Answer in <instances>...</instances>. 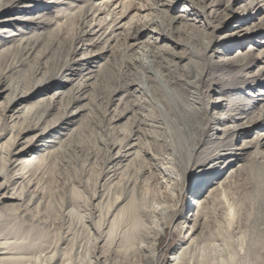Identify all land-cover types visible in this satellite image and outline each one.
Wrapping results in <instances>:
<instances>
[{
  "label": "rangeland",
  "instance_id": "374dc122",
  "mask_svg": "<svg viewBox=\"0 0 264 264\" xmlns=\"http://www.w3.org/2000/svg\"><path fill=\"white\" fill-rule=\"evenodd\" d=\"M263 4L264 0H0V194L8 190L19 195L4 201L19 204L15 208L0 204V264H148L147 250L153 243V264H170L189 233L186 228L173 230L170 215L159 208L172 210L188 203L190 216L196 210L189 203L210 183L196 192L188 191V180L178 184L175 137L166 125L145 120L154 106H164L149 102L141 92L155 83L148 77L155 73L159 86L166 84L162 90H169L172 85L164 80L201 72L204 106L225 92L231 98L222 111L237 112L242 106L240 118L257 114L264 105V58L257 59L264 52V11L254 20L244 11L254 12ZM245 26L262 28L244 37ZM150 31L167 37L152 41ZM223 35L230 41H222ZM138 40L147 51L146 81L137 80L144 74L135 58ZM164 45L169 48L165 53L156 50ZM189 45L197 56L188 52ZM250 60V67L241 72ZM232 63L241 65L229 71L226 67ZM219 79L227 80L222 84ZM239 86L242 90L236 89ZM25 92L31 93L22 102L27 112L10 117L12 113H5L8 98ZM196 94L199 97L198 87ZM133 99L140 105L138 120L127 121L130 113L112 116L111 110ZM208 106L201 116L204 124L215 113L212 104ZM137 123L142 128L141 146L132 151L138 156L118 166L109 163V146L124 140ZM237 145H242L241 137L231 148ZM37 148H44L47 157L22 169L20 161ZM18 149L25 152L14 156ZM253 157L245 156L229 168L231 177L208 203L204 239L196 244L190 238L178 264H264V158ZM212 178L208 175L202 182ZM131 205L139 217L124 214L123 224L106 240L113 214L121 207L117 217Z\"/></svg>",
  "mask_w": 264,
  "mask_h": 264
},
{
  "label": "bare ground",
  "instance_id": "6f19581e",
  "mask_svg": "<svg viewBox=\"0 0 264 264\" xmlns=\"http://www.w3.org/2000/svg\"><path fill=\"white\" fill-rule=\"evenodd\" d=\"M235 1L240 2L242 0H235ZM263 5H257L254 12H252L253 11L252 9L250 11L248 10L249 13L245 12L243 10L244 9L243 8L242 11H244V13H245L244 16H247L248 20H254L255 16L257 14L264 11ZM98 11H99V9H98ZM97 20H98V18H97ZM248 20H245V24L248 22ZM251 24H252V22H251ZM115 26L116 25H113V27H115ZM119 26H121V25H119ZM141 26L143 27V25H141ZM164 26H165V24H164ZM181 26H184V25H181ZM133 27H136V26H133ZM139 28L142 29L141 27H139ZM260 28H262V27L261 26H254L252 28H249L248 26L247 27L245 26L244 30H246V31H244L245 32L244 37L246 35L255 34L257 31L260 30ZM125 29H127V28H125ZM140 29L138 31L135 30V32H137V35L142 33V30H140ZM213 29L214 30L219 29V25L218 24L215 25V27ZM246 32H247V34H246ZM96 35L97 34L95 33V38L97 37ZM166 35L167 34H164L161 31H159V32L158 31L157 32L152 31L150 34V37H151L150 39L152 41H154L156 39H160V38L165 39L167 37ZM130 36L132 38L135 36L134 31H132V34ZM124 37L125 36H123L122 38H124ZM99 38H101V37H99ZM145 40H146V38H145ZM226 40H227V42H229L230 37L223 35L222 41H226ZM135 41L137 42V40H135ZM138 41H139L138 42L139 46L136 47L137 52H136L135 58H137V60L140 62V63L139 62H137V63L141 64V66L143 67L142 73H144V74L143 75L140 74V77L138 79L137 78L136 79L138 81L139 80L141 81V80H145L144 77L148 76L147 74H149L150 71L147 68L148 61L146 60L147 51H145V49H144L146 47V46L144 47L145 43L142 44L140 42L141 40H138ZM142 41L144 42V39ZM148 42H149V40H148ZM132 43H134V42L132 41ZM209 43H210V41H207L205 44L203 43L204 44V52L207 51V49L209 47ZM127 44H128V42H127ZM148 45H150V44H148ZM153 45H151V46H153ZM178 47H179V45H178ZM189 47H190V49L187 48L188 52L197 56L198 55L197 52L193 50L194 47L192 48L191 45H189ZM124 48H127V47L124 46ZM131 48H132V50H131ZM131 48H130V50L133 53L134 47H131ZM166 49H169V48H167L164 45V46H162V48L159 47L156 50L165 53ZM263 50H264V48H263ZM131 52H129V53H131ZM175 53H174V55H176ZM171 54L170 55L168 54V55L172 56L173 54L172 55ZM133 55L131 54L132 57H133ZM204 55H205V53H204ZM158 57H159V55H158ZM178 57L179 56H177L176 58H178ZM206 58L207 57L203 58V60L206 61ZM261 58H264V52L263 51L257 57L258 60ZM251 62H252L251 60L247 63L245 62V65L241 67V69H242L241 72L243 71L244 68H249L251 65ZM232 64H233L232 66L230 64V66L228 65L226 67V68H230L229 71L236 70L241 65V64H236V63H232ZM211 65H212V67L216 66L215 63H211ZM138 68H139V66H138ZM207 68H208V66L205 67V69H207ZM188 73H189L188 74L189 77L183 76V78H179V79L177 77L168 78V76H167L168 79L164 80V81H165V83L172 85V87H170L169 90L167 88L162 90V88L166 84H164V85L162 84V87H160L159 85L161 84V82L155 81L154 77L157 78L158 74L155 75L156 74L155 73L154 77L152 75H150L148 77H151L155 83L151 84L152 86L150 85L151 87H149L148 90L143 89L145 91L141 92L142 93L141 97L148 95L147 100L149 102H159L160 101L161 104L164 106L163 109L161 107V110L160 109L158 110L154 106L153 110H152L153 115L147 114L145 116V120H147L149 123L151 122L150 125H154L157 123L159 125L161 123V125H163V126L166 125L167 131L175 137V140L177 141L175 150L179 154V161L177 163L178 171H176V173H175L176 174L175 179L177 178L178 184L179 183L182 184V182L184 183V182H186V180H188L189 181V190L188 191H190V192L195 191L196 192L197 189L202 190V189L206 188L208 183H210L208 185L209 187L206 188L204 193H202L201 195L197 194L193 197L195 199L194 203H189V206H191V209L196 210L190 216H188V214H189L188 211H190V209L188 207V203H182L178 207H175L172 210H165L163 207L159 208L161 212H163V211L165 212L164 215H167V216L170 215V223L173 225V230L181 232L182 230H184V228H186L188 233H189V236H187V237L183 236L182 237L183 239H181L179 246L177 247V249L173 252V254L171 256V259L169 262L170 264H176V263L178 264L177 260L180 259V257L182 258V256L184 257V255L186 254L185 253L186 249H187L188 244H189V243L187 244V242L190 238H191L189 241L190 243L191 242L196 243L197 241L204 239V237H205V224H206L205 221H207L206 220L207 213H208L207 210L209 208L208 203L210 201L212 202L214 200V197L216 196V191L223 185L224 182H226L229 179V177H231L232 172H231V170H229V168L232 167L233 164L237 163L238 161L244 160L245 156L247 157V156L251 155V156H254L253 158H255V159H256V157H261V159L264 158V129L260 130L261 127H264V110H263L264 105L262 104L260 106V108H258L257 114H253V115H250L248 117L240 118L238 114L241 113L242 106H240L237 109V112H235V111H233V112L232 111H229V112L222 111V108H224V104L227 102V100H230V98H231L230 93L224 95V93H225L224 92V93H221V94H223L222 97H217L219 99H217L211 103H207V105L204 106L203 102H202V101H204V99H203V97L200 96L201 95L200 84H202L201 79H202V76H204V75L201 72H200V74L198 73L196 75H192L190 72H188ZM180 76L182 77V75H180ZM191 77H193V78H191ZM133 79L135 80V78H133ZM134 80H133V82H134ZM226 80L223 81V79H219V81H221L222 84H225ZM252 81H254V79ZM125 82H127V81H125ZM247 82L248 81L244 80L243 84L247 83ZM143 83H146V82L143 81ZM149 83H150V81H149ZM136 87L138 89V86H136ZM197 87H198L199 97H197V94H196ZM176 88L180 91L179 94L176 93V90H175ZM209 88H210V86L208 87V89ZM232 89H235V88H231V90ZM236 89L242 90V87L239 86ZM118 92H119V90H118ZM0 93H2V91H0ZM206 93H207V90H206ZM30 95H31V93L25 92V93L13 95L11 98H8L5 113L6 112L12 113L10 117H13V116L19 117L21 114L26 113L28 107L26 108L27 105H25V106L22 105V102L25 100L26 97H29ZM135 98H137V97H135ZM114 99H112V98L109 99V103L113 104ZM137 100H139V99H137ZM137 102L135 99H133V102H131V103L130 102H124L123 108L117 109V110H111L112 116L115 114V116H117V117L124 118L128 113H130V115L127 117V121L138 120L137 116H138V114H140V112L138 110L140 105H138ZM210 104H212L211 109H213L215 111V113L212 114V116H209L207 122L204 124L201 120V116L204 115L208 111V109H209L208 105H210ZM135 106H137L136 109H134ZM164 109H166L167 112ZM238 120H243V121L238 122ZM138 125L139 124L137 123L132 128H129L127 130V135H126L124 140H119L118 142H113L111 144V147L109 146V151L111 152L110 153L108 151L109 152V156H108V162L109 163H112L113 165L118 166L121 164L122 161H124V162L130 161L131 156L133 154L135 156H138L137 152L132 151L136 145L138 146V144L140 143V139H141V136L138 134H140L142 132V128ZM221 126H222V129L219 131L221 133L217 137V134L219 133L218 129ZM28 131H29V129H26L22 133H25ZM254 131H255V133L257 132V134H255L254 137L246 140V137L250 136V134L253 133ZM38 137H40V136H38ZM236 137L237 138L241 137L242 145L240 147H238V145H237L236 148H231ZM139 146H141V143ZM39 148H40V146H39ZM39 148H37L38 151H39ZM250 149H251V151H249ZM37 150L29 153L27 156L25 155V157H24L25 159L23 158V160L20 161V165H21L22 169L29 167V166H32L36 162H39L42 159H44L45 157H47L48 154H46L44 148H41L40 151L38 152V154H36ZM113 151H115V153H112ZM139 151H140V149H139ZM23 152H25V150L23 151V150L18 149V151H15L13 153V155L14 156L20 155ZM229 155L232 157L227 158ZM221 160H222V162H221ZM209 161L211 162L210 164H209ZM126 164H128V163H126ZM1 169H3V167L0 168V175H1ZM208 175L213 177L212 181L209 182V180L211 178L208 180L205 179V180H207V182H206L207 184L206 183L204 184V182H202V180L204 178H206ZM222 176H226L224 180H221ZM111 177H112V175H111ZM192 177H199L200 179L198 182L194 183L192 180ZM0 187H1V184H0ZM179 190L183 191L184 188L181 187V189H179ZM7 191L8 190H6L5 192L0 194V198L2 199V200H0V204L4 203V201H6V200H9V201L10 200H17L19 198V195H16L15 191L14 192H7ZM181 191H180L179 198L182 197ZM115 203L116 202H114V204ZM126 203H128V201ZM126 203H124V204H126ZM17 205L19 206V204H14V203H11V204H9V203L5 204L4 203V206H1V208H7L8 207L9 209H12V208H15ZM112 206H113V203H112ZM120 209H121V207L118 208L116 214L120 211ZM154 210H157V207H155ZM129 213H134V215H136L135 210L132 208V205L129 206L128 208H125V210L123 212H120L117 217H116V214H113L112 224L106 232V240H109L111 233H112L113 229L115 228V226H117L116 228L118 230V227L121 226V224H123V223H120V221H121V219H123L125 217L124 214L129 215ZM137 216H138V213H137L136 217ZM115 217H116V219H115ZM165 224H167V223H165ZM125 232L126 231H123L124 234H125ZM137 234H138V232H137ZM125 236H126V234H125ZM99 238L102 239L101 237H99ZM184 238H186V241H182V240H184ZM185 242H186V244H185ZM154 245H155L154 243L151 244V246L148 247L149 251L147 250L148 254L146 255V257H148V264H153L154 263V257H156L155 252H154ZM1 262H2V258H0V263Z\"/></svg>",
  "mask_w": 264,
  "mask_h": 264
},
{
  "label": "snow or ice",
  "instance_id": "6c2138e0",
  "mask_svg": "<svg viewBox=\"0 0 264 264\" xmlns=\"http://www.w3.org/2000/svg\"><path fill=\"white\" fill-rule=\"evenodd\" d=\"M211 162L209 161V164H210ZM199 177H192V180H193V182L195 183V182H198L199 181Z\"/></svg>",
  "mask_w": 264,
  "mask_h": 264
}]
</instances>
